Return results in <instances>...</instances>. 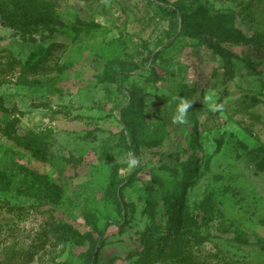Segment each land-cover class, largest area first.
Instances as JSON below:
<instances>
[{
	"label": "rangeland",
	"instance_id": "rangeland-1",
	"mask_svg": "<svg viewBox=\"0 0 264 264\" xmlns=\"http://www.w3.org/2000/svg\"><path fill=\"white\" fill-rule=\"evenodd\" d=\"M260 44L264 0H0V264H264Z\"/></svg>",
	"mask_w": 264,
	"mask_h": 264
},
{
	"label": "trees",
	"instance_id": "trees-1",
	"mask_svg": "<svg viewBox=\"0 0 264 264\" xmlns=\"http://www.w3.org/2000/svg\"><path fill=\"white\" fill-rule=\"evenodd\" d=\"M160 8L164 11H174L175 9L166 4V3H160ZM185 32V31H184ZM200 31L198 30H193V31H189L187 32L188 34H198ZM252 54L254 56H256L257 58H259L261 60V62L264 64V45L263 44H260V45H257L255 46L252 50H251ZM137 69L136 66H134L133 64L131 63H128L124 66H122L119 71L116 73L117 77H121V78H126L129 76V74L133 71H135ZM150 79L152 80H158L161 78V74H159L156 70L152 69L151 72H150V75H149ZM132 174L128 176V178H131ZM157 180V179H155ZM148 188H151V186H149ZM176 211V204L173 206V210L171 211L172 213H175ZM59 232L61 234H67V235H70L71 238H73L75 241L79 242V243H83L84 242V237L78 233L77 231H74V230H71V229H60ZM101 240H99L98 242V246L101 244Z\"/></svg>",
	"mask_w": 264,
	"mask_h": 264
},
{
	"label": "clouds",
	"instance_id": "clouds-1",
	"mask_svg": "<svg viewBox=\"0 0 264 264\" xmlns=\"http://www.w3.org/2000/svg\"><path fill=\"white\" fill-rule=\"evenodd\" d=\"M192 103L193 102L181 99L180 104L178 105V108H177V115L173 119L174 123H179V124L185 123L186 114L188 110L192 107ZM135 163L136 161L134 159L130 160V165H135Z\"/></svg>",
	"mask_w": 264,
	"mask_h": 264
}]
</instances>
